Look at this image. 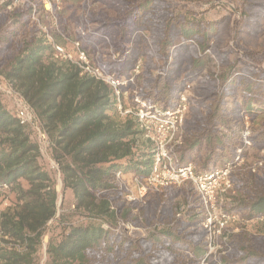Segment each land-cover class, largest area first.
I'll list each match as a JSON object with an SVG mask.
<instances>
[{"label": "trees", "instance_id": "trees-1", "mask_svg": "<svg viewBox=\"0 0 264 264\" xmlns=\"http://www.w3.org/2000/svg\"><path fill=\"white\" fill-rule=\"evenodd\" d=\"M92 1L103 8L91 13L95 33L79 40L81 49L97 52V62L116 78L133 76L124 89L137 88L144 101L163 109L173 108L204 70L202 53L217 42L212 52L221 71L197 82L183 142L172 154L179 167L192 165L197 174L231 163L244 116L264 112V46L255 50L243 42L262 33L264 0H240V19L213 21L178 12L175 3L183 0ZM10 2L0 5V81L26 100L48 145L44 156L34 128L20 124L0 92V184L9 185L12 196L10 207L0 211V264H201L207 247L193 185L164 188L143 205L127 201L115 175L146 176L154 145L132 117L119 116L110 86L54 58L31 20L35 9L53 26L39 1L6 11ZM55 16L61 24L59 12ZM57 43L64 40L56 37ZM251 142L264 152V124ZM231 179L238 195L224 196V210L246 221L264 217V170L246 181ZM126 224L146 233L131 238L121 230ZM227 245L215 259L219 264H264V232L229 237Z\"/></svg>", "mask_w": 264, "mask_h": 264}, {"label": "built area", "instance_id": "built-area-1", "mask_svg": "<svg viewBox=\"0 0 264 264\" xmlns=\"http://www.w3.org/2000/svg\"><path fill=\"white\" fill-rule=\"evenodd\" d=\"M40 2L43 11L51 18L52 24L55 25V11L60 9L59 1L40 0ZM37 15L38 13L33 9L32 20L38 24V27L46 35V39L54 51V58L69 61L79 68V75L90 76L110 86L116 96V111L119 116L122 118L132 117L136 121L139 130L142 131L143 137L154 145L153 166L146 176H126L121 173L115 175V185L125 192V199L129 202L135 201L143 205L151 195L158 193L164 188L180 187L185 183H191L201 203L204 228L208 229L210 226L218 234L225 229L229 222L234 220V216L228 215L223 210V199L220 194L225 191L228 192L232 188L231 173L235 167H239L243 162L242 150L250 146L248 127H245L241 141L242 145L236 151L234 160L224 168L216 169L210 173L197 174L192 165L179 167L172 150L182 144L181 129L188 111L190 86L188 85L183 93L180 94L173 108L163 109L157 103H147L137 95L136 91L130 92V90L124 89L129 84L134 83L133 76L129 79H118L114 75L107 73L98 62L92 63L88 59L87 52L80 47V41H76L73 44L76 55L72 57L62 46L54 43L48 30L39 23ZM79 30L84 35L82 29L80 28ZM103 38L106 42H109L108 38ZM112 58L115 57L113 56ZM138 70L139 65L134 69V75L138 74ZM0 92L10 100L20 124H29L34 128L40 152L44 155L48 140L43 131L34 122L33 114L26 100L12 87L1 81ZM48 161L50 168L58 171V165L50 159ZM11 198L10 186L0 184V211L10 207ZM129 230L130 234L133 233L131 231L132 228ZM1 235L2 233L0 232V238Z\"/></svg>", "mask_w": 264, "mask_h": 264}, {"label": "rangeland", "instance_id": "rangeland-1", "mask_svg": "<svg viewBox=\"0 0 264 264\" xmlns=\"http://www.w3.org/2000/svg\"><path fill=\"white\" fill-rule=\"evenodd\" d=\"M5 1H9V0H0V5ZM10 1L11 2L7 5L6 11H11L15 7L22 6L23 4L30 3L31 1H32L30 3L31 5L34 2H38V1L40 2V0H10ZM58 1H59L60 9L57 10V12H59L61 24L57 22L58 19H56V16H55L56 24L55 25L51 24L53 26H48L49 24L43 21L39 15H37V18L39 23L42 25V27L48 30L49 34L54 40V43L56 44V37L62 38L64 40V45L62 47L67 53L71 54L72 57H74L76 55V51L73 44L81 39L84 40L86 35L95 33L94 32L95 25L93 22L90 21V15L91 13L99 11L101 8H103V6L93 2L92 0H58ZM175 2L176 1H174V3ZM175 7L178 12L184 15H188L190 17L196 15L198 18L207 21H213L224 16L235 20L241 18L240 0H192L191 2H187L183 0V1H177L175 3ZM31 20H32V14H31ZM32 22L34 21L32 20ZM80 28L82 29L84 35L80 33L81 32L79 30ZM261 28H262L261 30L262 33L243 38V42H245V44L248 45V47L255 50H259L262 46H264V21L262 22ZM40 31L43 33L41 29ZM140 34L148 39L147 33L140 32ZM216 45L217 42L214 40L209 42V47L206 48L205 51L202 53L205 57V62H206L204 70L198 76H196L192 81L188 83V85L190 86L189 100H188L189 104H188V111L186 113L185 120L181 129L182 130L181 136H183V127L185 121L190 114V97L194 95V90L196 88L197 82L199 81V79L203 78L206 75H212L216 78L221 71L220 63L216 55L212 52V49L216 47ZM226 45H227V40H226ZM229 45L232 47L234 46L233 41L230 39L228 40V46ZM224 47L225 46H223V48ZM89 53L90 54L87 53L88 59L92 63L97 62V55H96L97 52L95 54H92L91 52ZM235 53L238 55V59H240L242 56L240 51H236ZM113 56L117 58V54L111 52V57ZM140 65L141 62H139V66ZM241 65H242V61L240 60L238 62V66ZM139 71H140V67L138 70V74ZM156 73L161 76L164 75V73L160 70L156 71ZM126 90H130V92L136 91L137 95L139 96L137 92V88L133 87L130 89L128 88ZM263 124H264V112L261 114H257L254 117L249 115L244 116L243 131L240 142L242 141L245 127H248L249 129L248 141L250 143V146L245 150H242L243 162L239 167L237 166L233 169L230 179L232 177L234 178L235 181L237 180L238 182L246 181L250 176V174H260L264 170V152L256 151L252 146V142H251V136L254 132V129L261 127ZM241 145L242 143L236 149V151L241 147ZM231 184H232V188L228 192L225 191L226 193L224 192L220 194L221 195L220 197L223 199V203H222L223 205L225 203L224 202V199L226 197L225 195H229V196L233 194L238 195V192L234 189L235 186L232 179H231ZM151 196L148 198V200L151 199ZM226 213L230 216H234V220L232 222H229L227 227L223 229L219 234L216 233V231L212 229L210 226L208 229L204 228L203 221L201 223L200 229L203 230L204 232V238L207 247L205 259L201 262V264H211L210 263L211 261L208 262L205 261L206 260L213 261L217 258V255H225L227 252L226 247L228 246L227 242L229 237H240L243 233H246L247 235L251 236V235H258V233L262 234L264 232V217L246 221L243 219L241 213L239 212H226ZM130 228H132L131 231L133 232L131 234L129 233ZM123 229H125L126 234L131 238H139L144 236V234L146 233L143 230V228L135 227L130 224H126L125 227L124 228L122 227L121 230ZM215 263L219 264V261L215 260Z\"/></svg>", "mask_w": 264, "mask_h": 264}]
</instances>
